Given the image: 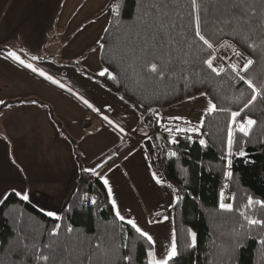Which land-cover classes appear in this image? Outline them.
<instances>
[{
  "label": "trees",
  "instance_id": "1",
  "mask_svg": "<svg viewBox=\"0 0 264 264\" xmlns=\"http://www.w3.org/2000/svg\"><path fill=\"white\" fill-rule=\"evenodd\" d=\"M255 2L264 16L261 0ZM170 3L173 7L167 11L172 17L189 11V0H170ZM176 3L179 8L175 7ZM125 5L119 19L111 15L100 41V45H105L101 48V63L116 79H111L107 73L96 78L131 105L156 131L162 127L153 110L157 113L202 93H206L218 109L207 112L198 128L204 145L184 138H175L177 143H173V139L163 136L162 175L177 195L173 221L179 255L170 264H264V243H261L264 228L250 227L239 216V211L244 210L264 220V208L259 205L252 210L244 208L249 196L264 201V99L258 98L238 117L240 122L251 118L257 123L247 137L234 131L232 151L237 155L231 157L229 168L225 157L229 126L234 125L231 112L244 106L251 90L230 69L226 68L221 76L210 73L206 65L199 62L196 52L176 43L179 34L172 44V55L176 57L173 69L166 70L165 78L146 79L139 75L136 71L140 42L136 35L139 31L137 0H125ZM208 31L210 29H206ZM254 39L256 52L231 35L213 37L216 48L228 41L254 60L245 75L264 89V33H258ZM241 149L246 153L243 157L238 155ZM227 171L233 173L231 178L226 176ZM92 179L91 173H80L76 191L59 220L47 216L46 211L32 202L21 200L15 192L9 193L0 204V264H40L36 255L41 250L47 253L45 246L57 252L58 259L54 258L50 264H149L148 253L154 246L127 222L118 219L104 185ZM228 185L236 210L232 213L219 209L221 193ZM87 193L99 196L91 207H85L82 202ZM57 224L59 234L52 236ZM68 228L73 231L67 232ZM188 230L196 233L195 248L188 246ZM96 244L101 247L94 251Z\"/></svg>",
  "mask_w": 264,
  "mask_h": 264
},
{
  "label": "crops",
  "instance_id": "2",
  "mask_svg": "<svg viewBox=\"0 0 264 264\" xmlns=\"http://www.w3.org/2000/svg\"><path fill=\"white\" fill-rule=\"evenodd\" d=\"M80 1L70 2L73 13L67 25L63 14L68 0H0V65L9 71L0 72L4 102L0 108L6 105L0 110V204L11 192H27L28 201L60 216L76 191L80 173L95 169L98 175L85 172L102 182L112 206L114 184L121 193L123 204L116 203L114 211L152 236L149 224L162 213L156 208L173 207L177 195L164 176L155 173L151 146L140 143L156 130L147 128L131 105L96 78L101 71L93 68L95 60L82 61L81 35H90V47L98 43L111 16L97 25L93 17L84 22L80 11L74 13ZM8 51L25 63L44 67L57 83L6 58ZM180 104L158 111L157 117L185 123L188 120L176 107ZM159 187L167 190L168 197L157 196ZM131 197L139 203H125Z\"/></svg>",
  "mask_w": 264,
  "mask_h": 264
},
{
  "label": "snow or ice",
  "instance_id": "3",
  "mask_svg": "<svg viewBox=\"0 0 264 264\" xmlns=\"http://www.w3.org/2000/svg\"><path fill=\"white\" fill-rule=\"evenodd\" d=\"M261 5H264V0H261ZM125 6V0H112V3L109 4V12L114 18L119 19L122 16ZM172 7L173 5L170 3V0H151V2H149V0H137L138 11L136 13V17L139 24V31L136 35L140 42L139 55L136 56V60L138 62L136 71L139 75H142L146 79H164L166 70L171 71L173 69L176 57H173L172 55V44L177 34H179L180 39L177 40L176 43L186 45L189 49L196 52L199 62L202 65H206L207 70H209L210 73H214L216 76L225 74L226 67L223 63V57L218 58L215 55H212V53L217 51V48L214 46L213 37L218 38L223 35H231L234 39L239 38L240 42L245 44L252 50V52L257 51V45L254 37L258 33H264V16H262L261 12L257 8L255 0H252L251 3L249 0H207V4H205V0H189V11L184 15L177 13L175 17L170 16L167 11ZM175 7L179 8V3H176ZM206 29H210V31L206 32ZM178 30L182 31L178 32ZM166 46L167 51L165 52ZM100 47L103 49L105 45L101 44ZM220 47L231 48L234 56L236 57V62L227 64V69H230L231 73H233L236 78L243 81L247 85V88L251 90L250 99H248L244 106L239 111L231 112L232 124H236L237 126L233 129L230 125L228 131L227 153L225 158L227 159V165L230 168L232 165L231 157L237 155V153L232 151L234 144V131H238L243 134V136L247 137L249 136L253 126L257 123L251 118H247L242 122H237L236 118L239 117L245 109H248L250 105L254 104L258 98L264 99V89L258 88V86L245 75L248 69L254 64V60L252 58L245 56L231 42L226 41L220 44ZM132 51L135 54L136 49L133 48ZM204 52H207L208 55H200ZM165 56H167L166 60L164 59ZM7 57L12 58L22 66L31 69L33 72H37L39 75L44 76L45 79L51 81L52 83H57V81L53 80L50 75L46 76L44 72L34 68L32 64L25 63V61L15 52L8 51L6 53V58ZM32 59H37V57H32ZM105 73H107L111 79H116V76L111 72H108L107 69L102 70L99 75L103 76ZM61 87H63V85H61ZM202 95H206V93H202ZM84 103L89 108H92V105L89 104L87 100H84ZM0 104H4V102L0 101ZM217 110V106L209 101L207 111L209 113H213ZM93 111H96V109L93 108ZM219 111H224V109H219ZM153 114L158 116V113L154 110ZM105 119L110 125H113L114 128L116 127L112 120H108L107 117H105ZM172 119L183 118L175 117ZM185 123L191 122L185 121ZM167 130L169 132L172 131V129ZM119 131L123 132L124 130L120 128ZM178 131L194 132L197 131V128H182L178 129ZM172 142L177 143L175 139H173ZM200 144L204 145L205 141L200 140ZM172 155H175V153H172ZM238 155L243 157L246 153L241 149L238 152ZM85 171H90L93 175H98L95 169H85ZM232 175L233 173L231 171L226 172V176L228 178H231ZM156 183L160 184L162 181L160 179H156ZM104 184H108L107 179H104ZM109 194L111 195L110 188ZM15 195L23 201L29 200L27 192L22 193L20 191H15ZM82 199L87 200V194H85ZM92 203H96L94 198L92 199ZM112 203L113 208L115 209V201ZM257 205L264 208V201L254 200L251 196H249L244 208L252 210L254 206ZM219 209L226 213L236 211L233 208L232 203L224 202L223 193H221ZM46 215L54 217L57 220L60 219L59 216L51 211L47 212ZM116 216L121 221L125 220V217L120 215L118 210L116 211ZM239 216L242 217L246 224L250 227L264 228V220L254 218V216L250 215L248 211H239ZM164 219L167 220L168 217H165ZM127 224H129L131 228L134 229L141 237H144L150 246H154L155 241L153 240V237L142 230L134 220L128 219ZM59 229L60 225H55L51 235L58 236ZM72 231V228L67 229V232L69 233ZM188 235L190 237V243L188 246L195 248L197 246L196 233L188 230ZM261 243H264V240H262ZM100 247V244H96L93 246V250H98ZM45 248L47 249V253L44 250H41L39 254L36 255V259L40 262V264H50V262L54 261V258L58 259L56 249L49 246H45ZM148 255L149 257H153L154 253L149 251ZM178 255L176 233L173 232L171 245L170 248L167 249L166 255L160 259L150 260V264H170V262L174 261V258Z\"/></svg>",
  "mask_w": 264,
  "mask_h": 264
},
{
  "label": "rangeland",
  "instance_id": "4",
  "mask_svg": "<svg viewBox=\"0 0 264 264\" xmlns=\"http://www.w3.org/2000/svg\"><path fill=\"white\" fill-rule=\"evenodd\" d=\"M72 1L73 0H68V4L64 9L65 13L63 14V16H65L67 18V21H66L67 25H69L70 16L73 13V10H72L73 4L70 3ZM110 3H112V0H107V1L106 0H81L80 4H78V2H77V8L74 11V13L76 14L80 11L81 17H83L84 22L89 20L92 17L95 18L93 20V23H94V25L95 24L97 25V24L101 23L102 21H104V20L106 21V19L110 18V16H111V14L109 12V4ZM1 8H3V5L1 6ZM77 19H79V18H77ZM87 35L88 34L81 35V40L83 41V44H84V50H83L84 54L82 56V61H84V63H85V62H91V60H95L96 63H93L94 64L93 68L96 67L97 70L102 71L105 69L103 67V65L101 63V59H100V55H101L100 41H101L102 37L100 38V41L98 43H96L97 41H95L90 47L88 45V41L90 40V35H88V36ZM15 44L17 45L18 42H16ZM240 52H242V51H240ZM214 55L218 58H220V57L224 58L223 63L225 64L226 68H227V64H230L232 62H236V57L234 56L231 48L218 47L217 51L214 52ZM244 55L247 56L246 54H244ZM214 64H215V62H214ZM34 68H37L39 71L44 72L45 75L48 76L47 75L48 73L44 69V67H34ZM1 71L9 72L5 67L0 65V72ZM42 77H44V76H42ZM209 101H211V100L207 95L201 94V95L196 96L192 99L186 100L182 104L176 106V107H178L179 110H182L181 112L184 115V117L186 118V120L190 121L191 123H188L189 125H187L183 122V120L182 121L174 120V121L183 124L187 128H193V127L197 128V131H195V132H197V134L200 136V138L197 141H200L203 139V136L200 133L198 128L203 123L205 113L208 112L207 109L209 107ZM174 121H170L169 123L174 122ZM236 121L240 122L238 117L236 118ZM236 126L237 125L234 124L233 129H235ZM168 127L169 126L166 127L164 132L168 131L167 130ZM161 131L158 130V131H156V133H160ZM163 136H166V137L171 138V139H175V138H172V137L167 136V135H163ZM71 138H72V136H71ZM110 178H111V176L108 177V179H110ZM117 188H118L117 185L114 184L113 189H112L113 196L116 199V203L123 204V201L118 197L119 194H121V193L119 192V194H118ZM159 188H160V190H157V196L159 195L160 199H163V197H168L167 190L165 188H162V190H161V187H159ZM131 193H132V191H131ZM223 194H224V202L225 203H232L233 202V193L230 191L229 185L226 187V190L224 191ZM137 202L139 203V201H137L135 198L132 199V197L129 198L128 200H125V203H129V204L131 203L133 205L134 204L137 205ZM173 207H174V205H173ZM173 207H170L171 210H170V208L168 209V207H163V208L160 207L161 209L156 208V210H157L156 212L162 211L161 214L163 215V218L168 217L169 223H167V224L165 223L166 221L168 222V219L167 220L163 219L162 221H157V222H153V223L149 224L150 227H152L151 234L153 236V240L155 241L154 248L152 251L154 253V256L150 257V260L160 259V258L164 257L166 255L167 249L170 248L171 240H172V234H173V232H175L174 221H173ZM156 217H157V215H156ZM156 217L154 218L155 220H157ZM168 227L171 229L173 228V232H171V230H169ZM149 264H150V262H149Z\"/></svg>",
  "mask_w": 264,
  "mask_h": 264
},
{
  "label": "built area",
  "instance_id": "5",
  "mask_svg": "<svg viewBox=\"0 0 264 264\" xmlns=\"http://www.w3.org/2000/svg\"><path fill=\"white\" fill-rule=\"evenodd\" d=\"M156 121L163 128L162 131L160 132V134L162 135H167L172 138H184V139H193V140H198L200 138V136L195 131L194 132L178 131V129L187 128V127H185L183 124L178 123L176 121L167 123V121H164L160 118H157ZM167 126H169L168 129H172L171 132L169 131L164 132V130L166 129L165 127ZM146 127L149 129H153V125L150 124L149 122H146ZM157 134L158 133H152L151 135L147 136L146 139L142 138L140 140V143H144L147 141V143L151 146L152 164H153L154 171L156 174L162 175L163 168H162V159H161V146L159 145ZM87 196H88V199L82 201L85 207H91L95 205L92 203L93 198L95 199L96 203L99 200V196L96 194L87 193ZM156 218L157 220H161L163 219V215L158 214Z\"/></svg>",
  "mask_w": 264,
  "mask_h": 264
},
{
  "label": "water",
  "instance_id": "6",
  "mask_svg": "<svg viewBox=\"0 0 264 264\" xmlns=\"http://www.w3.org/2000/svg\"><path fill=\"white\" fill-rule=\"evenodd\" d=\"M157 138H158L159 145L161 146L162 145V141H163V135L158 133L157 134Z\"/></svg>",
  "mask_w": 264,
  "mask_h": 264
}]
</instances>
